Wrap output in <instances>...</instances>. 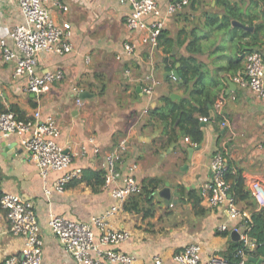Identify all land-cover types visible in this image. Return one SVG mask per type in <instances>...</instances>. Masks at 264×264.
Listing matches in <instances>:
<instances>
[{
    "label": "crops",
    "instance_id": "crops-1",
    "mask_svg": "<svg viewBox=\"0 0 264 264\" xmlns=\"http://www.w3.org/2000/svg\"><path fill=\"white\" fill-rule=\"evenodd\" d=\"M67 9L63 11L51 2L50 15L57 22L65 21L71 26L70 53L59 56L41 53L37 57L36 71H61L63 78L39 96L24 90L25 79L13 78V62H5L0 56V111H11L17 118H28L38 110L41 117L51 115L60 129L59 145L74 157L71 167L81 170H100L105 152L126 137L127 148L118 169L127 174L128 166L137 164L134 177L144 183L156 179V189L150 199L139 197L138 209H132L135 197H128L121 210L108 218L114 231H126L128 238L111 247L134 256L138 261L153 264L159 257L161 264H179L173 257L185 245L196 243L201 256L222 253L231 237L232 228L239 220L227 221L224 208L211 209L202 198L201 188L211 179L210 162L220 153L244 179L248 198L235 200L240 210L250 215L253 210L264 208L250 193V186L258 182L259 197L264 201V150L259 149L264 133V99L257 98L248 88L237 84L234 77L243 73L244 57L258 51L264 55V6L249 0H231L242 11V23L248 29L233 25L230 28L210 30L205 27L204 13L221 17L222 9L212 0L209 8L201 0H195L181 11L165 16L167 0H160L164 15L162 37L155 48L138 44L132 54L124 51L129 40L137 41L138 34L125 25L130 6L117 0H59ZM209 9V10H208ZM23 18L15 0H0V31L7 46L12 40L7 33ZM262 24L261 28L258 25ZM203 32L199 43L202 52L190 54L185 50L186 33L195 26ZM184 29L185 34L178 36ZM221 31V32H220ZM179 37V39H178ZM179 40V42L177 41ZM242 51V52H241ZM240 52V53H239ZM194 56L206 72L202 87L212 94V104H207L208 121L200 122L202 140L194 145L184 141L178 119L168 113L159 119L150 110L161 107L163 98L179 103L190 102L200 95H191L188 89L179 87L175 61L181 56ZM242 56L236 68L230 61ZM178 75V74H177ZM152 86L151 94L144 89ZM86 92L78 106L73 88ZM174 94L177 98L171 99ZM79 97V96H78ZM222 99L219 109L215 102ZM147 112H144V110ZM214 118H210V110ZM25 136L12 134L0 138V195L19 194L30 198L40 225L42 259L40 264H75L72 257L51 234L48 227L49 213L70 220L87 223L106 211L113 203L112 186L95 191L90 187L94 180L68 185L62 192L51 187L64 171H49L42 177L29 153L22 147ZM174 137V139H170ZM89 138H93L90 141ZM97 147L100 152L95 155ZM167 188L165 196L160 190ZM191 192V197L188 196ZM168 195V196H167ZM195 197L199 203H193ZM128 207V208H126ZM227 224V231L220 232V224ZM0 264L10 255H18L22 240L7 233V223L0 209ZM95 243L99 233L95 231ZM263 259L260 256H247Z\"/></svg>",
    "mask_w": 264,
    "mask_h": 264
},
{
    "label": "built area",
    "instance_id": "built-area-1",
    "mask_svg": "<svg viewBox=\"0 0 264 264\" xmlns=\"http://www.w3.org/2000/svg\"><path fill=\"white\" fill-rule=\"evenodd\" d=\"M130 6V12L125 18V25L131 32L138 34V40H129L124 44V51L132 54L138 44L155 48L158 37L164 28V15L160 11V0H117ZM23 22L14 26L7 37L12 40V47L7 46L5 37L0 35V56L5 62H13V78H24L25 88L28 93L36 96L48 92L52 85L63 78L61 71L45 72L38 74L36 71L37 57L41 53L65 55L72 51L71 26L62 21L57 22L50 15L48 4L51 2L63 11L66 7L59 0H15ZM190 0H167L165 16L181 11L189 4ZM0 34L1 31H0ZM237 84L248 88L259 99H264V55L258 51L249 52L244 57L243 73L234 77ZM76 102L82 105L78 97L83 92L81 88L74 87ZM153 87L144 89L146 94H151ZM222 99L215 102L219 109ZM144 112H147L145 109ZM200 122H207V117H199ZM12 134L25 136L22 147L29 153L35 162L40 175L46 176L49 171H64L51 187H45L44 192L49 195L52 190L62 192L65 184L73 178H80L81 169L72 168L74 157H82L80 153L66 152L57 142L60 129L53 116L41 117L38 110L25 119H19L11 111H0V138ZM258 148L264 150V133ZM93 141V138H89ZM185 142L191 143L189 137ZM127 148V138L120 139L117 144L102 156L100 169L103 171V187L112 186L111 196L113 203L103 213L94 216L91 221L82 223L70 220L64 216L49 213L48 227L51 234L59 244L72 257L75 264H148L138 261L134 256L111 247L128 238L126 231H114L109 228L108 218L121 210L126 199L141 192V184L134 177L136 163L128 166L127 174L122 175L118 165ZM95 147L93 153L99 154ZM211 179L201 188L202 198L211 209L224 208L226 220L233 221L249 219L247 212L237 207L235 198L229 193V183L225 179L226 165L223 156L215 153L210 162ZM261 187L258 182L251 183L250 193L258 203L264 204L259 197ZM0 209L4 213L7 223V233L20 238L22 247L18 255H10L3 259L1 264H40L42 259V240L40 225L34 209L33 201L19 194L3 193L0 195ZM220 232L227 231L226 223L218 227ZM239 233V241L248 250L255 247L254 240L250 239L241 223L233 226L232 231ZM95 231L99 233V243H95ZM0 232V236H1ZM237 255L243 264L246 255L239 250ZM173 259L179 264H231L224 258L212 255L206 258L201 256V247L196 243L185 245L178 251ZM153 264H161L159 257L153 259Z\"/></svg>",
    "mask_w": 264,
    "mask_h": 264
},
{
    "label": "trees",
    "instance_id": "trees-1",
    "mask_svg": "<svg viewBox=\"0 0 264 264\" xmlns=\"http://www.w3.org/2000/svg\"><path fill=\"white\" fill-rule=\"evenodd\" d=\"M195 0H190V6L193 5ZM215 4L222 9L221 17L214 13H204L206 18L205 27L210 30H220L224 28L231 27L232 20H243L242 19V11L237 4H232L231 0H214ZM251 4L254 3L256 5L259 1L263 3L264 0H249ZM262 24L258 25V28H261ZM199 26L193 27L188 35L186 33V39L183 40L181 45L185 44V50L190 54H199L202 52V47L199 43L202 35L199 32ZM161 31L159 39L162 37ZM181 34H185V30L182 29L178 36ZM179 39V37H178ZM179 42V40H177ZM159 43L157 42V45ZM242 52V51H241ZM240 53V52H239ZM243 55L234 57L230 61V68H236L239 66L240 61ZM245 57V56H243ZM175 63L177 74L181 80L178 83L179 87H184L186 90L189 87V84L192 82L191 95H200V97L194 102H190L189 99H184L178 104L172 102L168 97L163 98V105L161 107L154 108L150 110L149 114H154L157 118H160L167 115L168 113H174L173 117L178 119V125L180 127L181 133L189 137L192 144L197 145L202 140V133L200 130V121L199 117H209L207 104H212V94L208 89L203 88L201 85L206 76V72L202 70V63H200L194 56H181L179 57ZM170 139H174V137H170ZM226 165V173L225 179L229 183V193L231 196L238 199L248 198L249 192L246 190L244 186V179L238 172H231V166L225 160ZM94 180V184H90V187L95 191L103 184V171L100 170H82L80 178H73L65 184V187L68 185H74L77 182H89ZM156 179L151 178L146 180L141 185V192L135 195L130 196V198L135 197L134 201V209L137 211L138 209V198L144 197L145 199H150L154 190L156 189ZM64 187V188H65ZM191 192H189L188 196L191 197ZM193 203H199V199L195 197ZM128 208V207H126ZM250 218L247 220H243L240 223L242 224L245 233L247 236L254 240L255 247L253 250H248L243 246L241 241H231L226 246V249L223 251L222 256L229 263H237L240 261V257L237 255L239 250H242L243 253L247 256H260L263 259L262 264H264V208L262 207L260 210H253L250 212Z\"/></svg>",
    "mask_w": 264,
    "mask_h": 264
},
{
    "label": "water",
    "instance_id": "water-1",
    "mask_svg": "<svg viewBox=\"0 0 264 264\" xmlns=\"http://www.w3.org/2000/svg\"><path fill=\"white\" fill-rule=\"evenodd\" d=\"M232 24L233 25H237V26H240L241 28H243V29H248V27L247 26H245V25H243L242 23H240V22H237V21H235V20H233L232 21ZM173 75L177 78L178 77V75H177V73L176 72H174L173 73ZM86 92H82V93H80L79 94V98H84V97H86ZM170 98L171 99H174V98H177L178 99V96H176V95H174V94H171L170 95ZM210 118H214V112H213V110L211 109L210 110ZM160 195L161 196H165L166 197V193H168V189L167 188H164V189H162V190H160ZM168 196V195H167ZM240 232H242V229H240L238 232H236V231H232L231 232V237H232V239L234 240V241H237L238 239H239V233ZM261 262V259H257V258H254V257H249L247 260H245V262L243 263V264H259ZM231 264H237V263H231Z\"/></svg>",
    "mask_w": 264,
    "mask_h": 264
},
{
    "label": "rangeland",
    "instance_id": "rangeland-1",
    "mask_svg": "<svg viewBox=\"0 0 264 264\" xmlns=\"http://www.w3.org/2000/svg\"><path fill=\"white\" fill-rule=\"evenodd\" d=\"M202 2H203V6L205 7V8H209L210 7V3H211V1L212 0H201ZM235 1V0H234ZM186 7V6H185ZM209 10V9H208ZM173 15V14H172ZM171 16V15H170ZM217 31H219V30H217ZM221 32V31H220ZM201 35H203V32H201L200 33Z\"/></svg>",
    "mask_w": 264,
    "mask_h": 264
}]
</instances>
